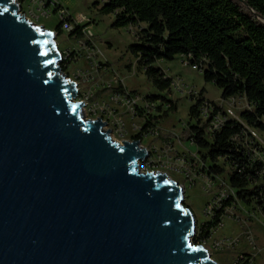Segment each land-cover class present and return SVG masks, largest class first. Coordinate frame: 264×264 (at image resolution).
Instances as JSON below:
<instances>
[{"label":"water","instance_id":"obj_1","mask_svg":"<svg viewBox=\"0 0 264 264\" xmlns=\"http://www.w3.org/2000/svg\"><path fill=\"white\" fill-rule=\"evenodd\" d=\"M0 0V264H219L183 185L85 119L53 31Z\"/></svg>","mask_w":264,"mask_h":264},{"label":"rangeland","instance_id":"obj_2","mask_svg":"<svg viewBox=\"0 0 264 264\" xmlns=\"http://www.w3.org/2000/svg\"><path fill=\"white\" fill-rule=\"evenodd\" d=\"M16 1L21 15L53 31L60 51L69 48L78 52V58L67 63L65 68L61 66L62 61L58 65L63 74L76 82L74 100L85 104L80 108L83 117L92 120L102 118L107 122L104 130L110 129L114 140L122 142L140 136L141 145L148 150L149 156L139 162V170L166 173L183 185L184 203L191 208L197 222L195 237L199 226L209 220L207 204L223 181L228 179V168L218 180L209 171L210 162L202 159L198 146L188 139L189 129L195 124L189 118L193 103L191 97L205 89L206 99L217 104L222 102L224 109L232 108L237 115L248 106L246 99L238 96L224 102L222 90L213 82L205 81L201 71L186 64L188 59L185 56L157 62L175 80L170 91H159L147 79L137 58L129 51L138 27H113L115 15L103 14L98 9L107 0H58L74 19L86 17L83 28L89 26L93 32L89 43L84 35L78 36L57 27L61 21L56 13L58 5H52L54 0ZM95 2H99V6ZM46 8L53 10L50 16L42 14ZM119 88L126 90V93L116 91ZM131 91L136 93H132V97L129 96ZM149 94H163L178 100V109L165 117L167 105L161 101L149 103L146 98ZM149 123L151 126L145 130ZM260 134L264 138V132L260 131ZM207 138L211 140L210 135ZM220 162L223 165V160ZM210 181L214 182L212 191L208 190ZM234 215H238L241 221L235 219ZM247 226L251 228L255 244L261 250L253 257L252 253L256 250L248 241L245 233ZM228 238L238 239L237 244L220 251L215 249V240ZM196 243L203 245L219 264H264V217L259 205L237 200L234 208L228 210L221 224L213 230L212 237L206 243Z\"/></svg>","mask_w":264,"mask_h":264},{"label":"trees","instance_id":"obj_3","mask_svg":"<svg viewBox=\"0 0 264 264\" xmlns=\"http://www.w3.org/2000/svg\"><path fill=\"white\" fill-rule=\"evenodd\" d=\"M98 9L115 15L113 27H138L129 51L159 91H170L174 79L157 62L185 56L191 66L198 67L205 81L222 90V98L244 97L251 108L240 111L241 118L264 131V0H107ZM62 25L60 22L57 27L61 29ZM82 28L77 25L72 33L82 36ZM66 63L61 66L65 68ZM116 91L126 93L121 88ZM205 92L202 89L197 98L191 97L190 120L198 118ZM132 93L136 94L131 91L130 97ZM146 98L167 105L165 117L178 109V100L163 94ZM242 131L239 121L229 119L211 140L205 127L196 124L191 125L188 137L198 146L202 159L210 162V173L223 174L227 167L239 199L260 204L264 216V184L259 183L264 164L252 161L242 145ZM227 205L229 201L213 219L199 226L195 242L211 237Z\"/></svg>","mask_w":264,"mask_h":264},{"label":"built area","instance_id":"obj_4","mask_svg":"<svg viewBox=\"0 0 264 264\" xmlns=\"http://www.w3.org/2000/svg\"><path fill=\"white\" fill-rule=\"evenodd\" d=\"M52 5L53 6L58 5V7H59V9L57 10L56 13H58V15L60 17V21L63 22V25L61 28L63 31L73 32L76 29L77 25L83 26V23L86 19L85 16H81L79 19L73 18V20L71 21V20H69V17L72 15H70V12L68 11V9H66L62 4L58 3V0H54V2H52ZM52 13H53V10H51L49 8H46L45 10L42 11V14L45 16H50ZM75 24H77V25L75 26ZM82 34L85 36V39L87 40L86 42L89 43L90 42L89 40H91L92 36H93V32H92L91 28L89 26H87L86 28H82ZM60 52H61L60 61H62V62H67V63L71 62L72 60L77 59L79 56L78 52H76L75 50L69 49V48H65V49L61 50ZM186 64H188V61ZM192 68L198 70V67L196 65H193ZM174 83H175V80H173L172 86L174 85ZM123 94H125V93H123ZM198 96H199V94L197 96H195V98H197ZM232 98H235V97H231L228 99L222 98V99L225 102V101L230 100ZM212 101L213 100H208L206 98L203 100V102L199 108V110H200L199 116H198V118L194 119L195 124L199 125V126H204L206 135L213 136V134L216 131L220 130L222 128V126L229 119H235V120L239 121L243 125V131H242V133L244 135V140L242 143L243 147L248 152L252 161H260V163L264 164V138L260 134L261 130L249 126L241 118L240 113L237 115L232 108L224 109L222 106V104H223L222 102L220 104H217V103L214 104L213 103L214 101L213 102ZM149 103H151V102H149ZM247 103H248V101H247ZM246 108H251L249 103H248V106ZM246 108H244V109H246ZM261 132H264V131H261ZM137 139H139L141 141L140 138H137ZM203 166H204V163L202 161V163H201L202 169L204 168ZM220 175L221 174L215 175V177H217V179L220 180ZM263 179H264V167L260 172V182L259 183L264 184V182H262ZM222 184H221V187H219L217 193L213 196L212 200L207 204L206 211H207V215L209 217V220H211L215 217L216 213L223 207L224 202L229 201L230 205H227L225 207L224 212L220 216V220L222 221L223 216L228 212V210L230 208H234V205L237 202V200H240L238 195H237L236 189L234 187H232V185L230 183L229 174H228V179L226 181L224 180ZM213 185H214V182L210 181L208 183V190L212 191L214 189ZM258 205L260 208V204H258ZM261 212H262V210H261ZM234 218L237 219L238 221H241V219L238 215H234ZM221 221H220V224H221ZM245 233L247 234V238H248L249 243L252 245L253 249L256 250L255 253H252V257L256 256L258 253H260L261 250L257 248L255 241H254L253 232L249 226H247ZM212 235H213V233H212ZM212 235H211V237H212ZM209 239L203 240V243H206ZM237 242H238V239H230V238L219 239V240L214 241V247L216 250L220 251V250H224L225 248H229L231 246H234L235 244H237Z\"/></svg>","mask_w":264,"mask_h":264},{"label":"crops","instance_id":"obj_5","mask_svg":"<svg viewBox=\"0 0 264 264\" xmlns=\"http://www.w3.org/2000/svg\"><path fill=\"white\" fill-rule=\"evenodd\" d=\"M208 98V97H207ZM211 100V99H210Z\"/></svg>","mask_w":264,"mask_h":264}]
</instances>
